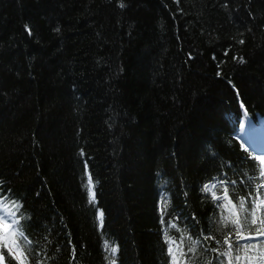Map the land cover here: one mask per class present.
<instances>
[{
    "label": "trees",
    "instance_id": "1",
    "mask_svg": "<svg viewBox=\"0 0 264 264\" xmlns=\"http://www.w3.org/2000/svg\"><path fill=\"white\" fill-rule=\"evenodd\" d=\"M243 111L264 0H0V264H264Z\"/></svg>",
    "mask_w": 264,
    "mask_h": 264
},
{
    "label": "rangeland",
    "instance_id": "2",
    "mask_svg": "<svg viewBox=\"0 0 264 264\" xmlns=\"http://www.w3.org/2000/svg\"><path fill=\"white\" fill-rule=\"evenodd\" d=\"M239 139L245 148H249L255 152L259 158H264V120L254 125L249 120L243 118L239 130ZM260 161L264 172V160L260 159ZM3 223V220L0 221V227L4 231L3 233H7L8 230L4 229Z\"/></svg>",
    "mask_w": 264,
    "mask_h": 264
},
{
    "label": "snow or ice",
    "instance_id": "3",
    "mask_svg": "<svg viewBox=\"0 0 264 264\" xmlns=\"http://www.w3.org/2000/svg\"><path fill=\"white\" fill-rule=\"evenodd\" d=\"M241 43H243V41H241ZM258 159L264 160V158H258ZM261 176H264V172H261ZM89 184L91 185V177H89ZM213 187H215V185H213ZM260 187H264V186H260ZM205 190H210L208 188V185H205ZM91 195H92V199L94 200L95 199V193L92 192ZM213 195L215 196V194H213ZM227 195H228L227 189H225V197H227ZM216 198L219 199V197H216ZM260 203H264V201H260ZM243 205H244V200L242 199L240 201V206L243 207ZM258 206L259 205H257V207ZM233 207H235V205H233ZM252 216H253V219L250 221V223L252 225H255L257 223V219L255 218V209L253 210ZM102 217H103V213H100L101 225L103 223ZM2 220H3V218L0 217V221H2ZM233 223L238 226L237 234L238 235H242V233L239 231V229L242 228L243 225L240 224V221L239 220H236ZM260 223L262 225H264V221H261ZM3 227H4L5 230H8L11 226L9 224H7V222H4L3 223ZM255 231H256L257 235H264V229H262V228H257V229H255ZM248 238H251V237H248ZM229 247L231 248V245H229ZM246 247H251V246H246ZM106 249L110 250L112 253H115L117 251V249L115 247H110L109 248V246L107 244H106ZM169 251H171V249H169ZM214 251H215V249H214ZM223 254L225 256L229 257V264H231V255H232L231 252L230 251H227V252H225ZM235 259L237 261H239L241 259V257L240 256H236ZM2 261H3V256L0 255V262H2ZM21 264H23V261H21ZM112 264H115V261H112Z\"/></svg>",
    "mask_w": 264,
    "mask_h": 264
},
{
    "label": "water",
    "instance_id": "4",
    "mask_svg": "<svg viewBox=\"0 0 264 264\" xmlns=\"http://www.w3.org/2000/svg\"><path fill=\"white\" fill-rule=\"evenodd\" d=\"M243 118H245V119H247V120H249L248 119V117H247V115H246V113L243 111ZM250 121V120H249ZM251 122V121H250ZM261 122V121H260ZM252 123V122H251ZM252 124H254V123H252ZM254 125H256V124H254ZM240 140V139H239ZM240 142H241V140H240ZM247 149H249V148H247ZM250 150V149H249ZM251 151V150H250ZM253 152V151H252ZM255 153V152H254ZM91 198H92V195H91Z\"/></svg>",
    "mask_w": 264,
    "mask_h": 264
}]
</instances>
